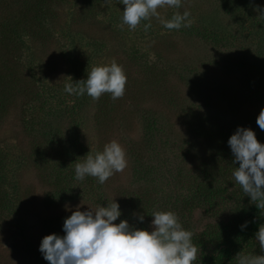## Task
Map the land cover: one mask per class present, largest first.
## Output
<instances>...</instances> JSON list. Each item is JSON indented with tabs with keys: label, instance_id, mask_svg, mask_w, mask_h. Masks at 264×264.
Returning a JSON list of instances; mask_svg holds the SVG:
<instances>
[{
	"label": "rangeland",
	"instance_id": "obj_1",
	"mask_svg": "<svg viewBox=\"0 0 264 264\" xmlns=\"http://www.w3.org/2000/svg\"><path fill=\"white\" fill-rule=\"evenodd\" d=\"M89 1L52 0L42 22L30 15L26 30L31 36L24 37L23 57L34 53V88L39 81L40 88L64 86L71 79L67 76L72 77L73 60H80L83 69L115 61L127 77V92L116 99L117 110L130 114L102 136L91 97L66 96L70 105L81 98L74 116L63 108L50 107L41 118L34 111V119L46 120L50 128L51 143L44 146L51 165L34 156V162L27 160L15 173L20 151L40 144L46 130L43 121L23 128L33 118L31 112L23 114L22 105L42 104L36 89H26L25 82L10 86L7 111L0 116V146L7 157L3 188L10 196L9 207L0 205V264H49L39 251L42 238L63 235L64 219L77 206L84 211L113 200L121 210L115 223L124 219L140 228H151L153 211H174L193 233L199 250L194 264H207L211 255L227 247L228 237L243 236L232 233L236 227L241 230L248 212L257 210L234 180L239 162L233 163L227 141L240 126L253 129L264 143V131L256 123L264 108V0H228L230 8L225 0H182L179 9L160 8L159 18L142 20L132 30L122 23L125 6L119 0L92 6ZM185 10L191 13L190 27H163V20ZM145 24H150L147 30ZM150 111L152 131L143 120ZM112 140L126 152L122 172L100 184L94 177L77 180L69 169L62 170V191L54 194L51 166L63 161L75 166L67 159L73 158L67 155L66 142L102 150ZM138 141H143L144 159L149 158L147 173L135 169ZM137 215L144 216L143 223ZM260 218L258 228L264 224V210ZM255 254L264 252L254 234L223 264H238V255Z\"/></svg>",
	"mask_w": 264,
	"mask_h": 264
},
{
	"label": "clouds",
	"instance_id": "obj_2",
	"mask_svg": "<svg viewBox=\"0 0 264 264\" xmlns=\"http://www.w3.org/2000/svg\"><path fill=\"white\" fill-rule=\"evenodd\" d=\"M108 0H106V3ZM125 7L122 23L130 30L150 17L159 18L158 9H179L182 0H119ZM260 11L264 13V8ZM264 15V14H262ZM191 13L175 12L171 18L162 21L164 28L179 30L190 27ZM150 24H145V29ZM87 71V78L64 84V92L80 97L87 95L93 100L109 93L113 100L124 95L126 74L123 67L113 61L111 64H98ZM256 123L264 131V108L261 109ZM227 144L234 156L233 163L239 166L232 175L243 193L250 198L259 210H264V143L258 141L255 131L240 127L228 138ZM81 162L75 163V179L86 176L97 179L100 184L116 172L127 167L126 152L116 140L103 146L101 151H89ZM66 210H67V206ZM118 203L113 200L106 206L88 207L81 211L79 206L64 219L63 235H45L39 251L49 264H194L198 248L192 241L193 233L185 229L174 211H153L151 228H140L121 219ZM143 223L144 216L137 215ZM247 221L240 225L247 227ZM255 241L264 252V224L255 233ZM238 264H264V254L238 255Z\"/></svg>",
	"mask_w": 264,
	"mask_h": 264
},
{
	"label": "trees",
	"instance_id": "obj_3",
	"mask_svg": "<svg viewBox=\"0 0 264 264\" xmlns=\"http://www.w3.org/2000/svg\"><path fill=\"white\" fill-rule=\"evenodd\" d=\"M52 0H0V45L4 46L3 51L0 52V116H2V113L7 111V101L5 99L6 95L10 93V86L13 84H17L20 82H25L26 89L33 90L36 89V95L37 98L42 101V104L40 107H34V101L32 103H26L22 105V109H24V112L26 111V115H28V112H31L30 118H33L32 120L28 121L27 123H24L25 129L29 127V125L34 124L36 122L41 123L43 120L41 119H34V111L37 113V117L41 118L42 116L48 114L46 111H51V108L55 111L56 109L63 108L64 110H68V114L74 116L76 106L80 104L81 98L78 99V103L74 102L70 105V103L66 102L64 99H67L66 96H69L68 94H61L59 89L60 88L63 91L64 86H55L51 88V86L43 85L40 88V81L39 84L35 86L34 88V53H31L27 59L24 60V52L23 48L26 45L25 42V36L27 35V28L30 27L28 24L30 21V15L35 14L38 21L42 22L44 21L48 12V6ZM102 0H90L89 5L92 6L93 3L100 2ZM228 0H225L226 7L228 6L230 8V5L227 4ZM28 24V25H27ZM44 25V23H43ZM31 35H27V38H29ZM30 47V46H29ZM32 48V47H31ZM32 49H29L31 51ZM7 54V55H6ZM9 54V55H8ZM11 55V56H10ZM72 62V70L70 72V75H72L73 82L83 80L87 78V71L91 69H83L80 67V60H73ZM45 84V83H44ZM50 88V89H49ZM127 92V88H125L124 93ZM82 97L88 98L89 96L83 95ZM121 98V97H120ZM119 98V100H120ZM123 98V97H122ZM127 98V97H125ZM124 98V99H125ZM132 99V98H131ZM86 100V99H85ZM119 100H113L111 98V95L109 93L102 94L98 99L95 100V107L96 112L94 116V122L97 126L100 134L103 135H110V133L113 131V128L116 124L119 123H125L127 121L128 115L130 113H118V107L116 106ZM133 100V99H132ZM47 106V109L45 108V105ZM133 103H129L131 105ZM70 105V106H69ZM152 114V111H150L149 114H144L143 120L149 123H147L148 130L152 131V120L149 122L148 116ZM31 122V123H30ZM43 129L46 130L45 133H43L44 136H40V144L36 143L35 147L32 146V150H25L20 151V154L17 157L16 163H18L17 166H15V173L16 171H19V168L21 166H24V164L27 162V160L34 162V156L37 160L42 159L46 160V163L48 165H51L48 161V151H46V148L44 146L45 143H51L50 134L48 130L49 125L46 120L43 121ZM115 124V125H114ZM75 130V128H74ZM149 137V136H148ZM147 137V140H148ZM44 141V142H43ZM107 140L106 142H108ZM149 141V140H148ZM138 145H134V156L137 163V173L142 174L147 173L150 165H149V158L146 160L144 159V151H143V141L136 142ZM74 143L66 142L67 148V155L72 157L73 159H70L67 156L68 160H72V164L81 162L85 157V155L91 151H101L99 149L97 150H89L87 148H76ZM107 144V143H106ZM149 144V142H148ZM71 149V150H70ZM48 150V148H47ZM146 151V148H145ZM5 151L0 146V205L1 208L3 207H9L8 200L10 198L9 192L6 193L3 186L5 185V180L7 177V157L4 153ZM64 152L60 153V158L64 157ZM147 156V154H146ZM64 159V158H62ZM67 160V161H68ZM37 162H35L36 164ZM48 169V167L46 166ZM63 168V169H62ZM51 169L54 173V180L51 182V185H54L56 189H54V194L58 195L59 192L62 191V170H70V172L74 173V165L68 166L64 161L63 164H56L51 166ZM134 169V170H135ZM89 177V176H88ZM252 205H255L252 203ZM261 210L257 208L255 211H250L245 216V221H247V227L244 228V230H240L236 227L233 234H239V232H243V236L241 238H238L237 235H233L227 238V247H225L221 254L211 255L207 264H223L224 261L231 258L233 253L237 250L242 249L244 244L250 239L251 236H253L258 231V225L261 221L260 218Z\"/></svg>",
	"mask_w": 264,
	"mask_h": 264
}]
</instances>
